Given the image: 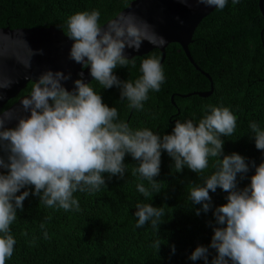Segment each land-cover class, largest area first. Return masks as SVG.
Wrapping results in <instances>:
<instances>
[{
    "label": "clouds",
    "instance_id": "1",
    "mask_svg": "<svg viewBox=\"0 0 264 264\" xmlns=\"http://www.w3.org/2000/svg\"><path fill=\"white\" fill-rule=\"evenodd\" d=\"M198 2L223 9L227 0ZM99 17L97 10L69 17V59L86 68L105 90L119 89L130 108L141 109L149 90L159 91L164 82L162 65L155 57L144 59L139 79L134 83L121 80L114 69L128 65L126 49L139 51L144 32L131 14L122 17V23L105 27L98 23ZM78 77L73 80L70 72L46 70L37 78L31 95L21 102L28 115L18 119L14 127H7L0 119V153L4 154L0 155V169L4 170L0 172V264H6L13 255L16 240L10 234V225L29 195L37 196L48 207L79 210L73 193L99 192L107 185L105 173L108 179L123 178L125 156L130 155L139 162L133 174L139 173L149 185L140 183L137 191L152 198L153 193H161V181L155 178L160 175L162 152L173 160L177 173L185 167L202 173L209 167L210 157L219 158L216 170L202 186L191 189L190 198L193 205L201 206L195 210L197 216L212 210L210 192L218 188L227 193V202L212 212L215 226L210 244L198 245L189 259L209 264V249H214L211 264H264V162L256 165L239 153L223 151L221 137L234 133L237 117L226 107L210 106L198 124L177 120L170 134L133 131L127 123L118 121L117 109L107 105L86 82L84 71ZM70 80L71 90L66 86ZM249 128L256 149L264 152V128L256 122H251ZM250 166L255 172L250 184L241 189L237 177L243 179ZM29 187L31 191H22ZM136 209L138 228L150 221L159 231L165 215L163 207L138 203ZM161 244L160 240L154 244L158 252ZM171 248L174 253L175 246Z\"/></svg>",
    "mask_w": 264,
    "mask_h": 264
},
{
    "label": "trees",
    "instance_id": "2",
    "mask_svg": "<svg viewBox=\"0 0 264 264\" xmlns=\"http://www.w3.org/2000/svg\"><path fill=\"white\" fill-rule=\"evenodd\" d=\"M132 1L0 0V28L52 26L68 37L67 21L72 15L97 10L98 23L103 26ZM188 51L195 65L211 78V83L189 63L179 45L169 44L161 64L164 82L159 91L149 90L141 109L130 108L129 101L121 98L117 88L105 90L95 80L89 85L103 96L107 105L117 109L118 121L127 123L133 131L148 129L160 136L170 134L177 120L198 124L210 106L226 107L237 121L234 133L221 137L224 154L239 153L256 165L264 162V152L256 149L249 128L251 122L264 128V18L258 0L237 3L227 0L223 9L216 7L197 26ZM152 57L160 61L162 55L153 50L130 59L126 67L118 65L114 71L121 80L134 83L142 76V61ZM210 84L212 94L199 97L197 93L208 92ZM31 88L28 84L20 94ZM217 159L210 157L209 167L202 173H193L186 167L177 173L173 160L162 152L160 175L155 178L161 181V193H153L152 198H145L137 191L138 184L149 185L139 173L133 174L139 162L130 155L125 156L123 178L108 179L105 173L107 185L99 192L73 193L79 210L48 207L37 196L29 195L23 202V210H17L10 225L16 244L6 264H204L202 259L192 261L189 256L198 245L210 244L215 226L212 212L227 202V193L219 188L215 193L210 192L212 210L197 216L195 210L201 206L192 204L190 191L202 186L204 179L216 170ZM254 172L255 168L250 166L243 179L238 175V187L249 185ZM23 190L31 191V188ZM138 203L164 208L159 231L150 221L143 227L136 226ZM157 240L162 243L159 252L154 247ZM209 252L211 264L216 252L214 249Z\"/></svg>",
    "mask_w": 264,
    "mask_h": 264
},
{
    "label": "water",
    "instance_id": "3",
    "mask_svg": "<svg viewBox=\"0 0 264 264\" xmlns=\"http://www.w3.org/2000/svg\"><path fill=\"white\" fill-rule=\"evenodd\" d=\"M263 2L264 0H258L259 12L264 18ZM215 8L206 7L198 0H134L102 27L113 22L122 23V17L133 15L135 22L144 32V43L139 51L126 49L130 59L158 50L162 55V64L166 47L169 44H177L189 63L211 83V78L193 62L188 46L199 23ZM149 40L152 42L149 43ZM71 45L69 37L52 26L30 29L0 28V119L5 121L7 127H14L18 119L28 115L23 111L21 102L31 95L32 90L7 110L2 109L10 100L16 98L28 83L34 85L40 74L46 70L70 72L73 80L79 78L78 73L84 71L86 82L93 81L86 68L69 59ZM40 50L42 54H38ZM66 86L71 90L72 81H68ZM210 86L208 92L197 95L210 96L213 91L212 84Z\"/></svg>",
    "mask_w": 264,
    "mask_h": 264
},
{
    "label": "flooded vegetation",
    "instance_id": "4",
    "mask_svg": "<svg viewBox=\"0 0 264 264\" xmlns=\"http://www.w3.org/2000/svg\"><path fill=\"white\" fill-rule=\"evenodd\" d=\"M28 84H30V85H32V88H33V84L32 83H28ZM27 84V85H28ZM32 88H31V90H32ZM31 90L29 91V92H26V93H24V94H20L19 93V95L16 97V98H14L13 100H10L9 102H10V104H6L5 105V107L2 109V111H5V110H7L8 108H10L19 98H22L23 96H25V95H28V94H30V92H31ZM196 93V92H195ZM172 99H173V96L171 97V101H172Z\"/></svg>",
    "mask_w": 264,
    "mask_h": 264
}]
</instances>
